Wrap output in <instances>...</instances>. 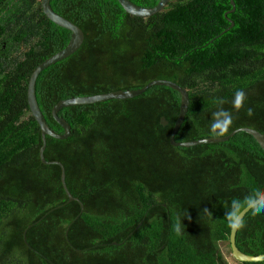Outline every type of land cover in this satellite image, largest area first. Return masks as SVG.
Here are the masks:
<instances>
[{
  "label": "trees",
  "instance_id": "1",
  "mask_svg": "<svg viewBox=\"0 0 264 264\" xmlns=\"http://www.w3.org/2000/svg\"><path fill=\"white\" fill-rule=\"evenodd\" d=\"M129 1L153 8L159 0ZM232 1L226 16L229 0H171L142 19L117 0H50L84 41L36 80L47 126L63 133L51 116L61 100L168 80L189 96L176 142L245 127L264 135V0ZM69 40V31L45 18L41 0H0V264H227L220 251L229 247L225 212L233 198L264 190V151L245 133L171 147L180 96L166 87L63 108L58 117L70 136L46 137L44 158L63 165L81 211L67 202L60 168L40 162V130L26 101L33 70ZM237 90L247 96L239 111L232 105ZM221 107L233 124L217 136L210 125ZM243 219L237 249L264 255V213Z\"/></svg>",
  "mask_w": 264,
  "mask_h": 264
},
{
  "label": "water",
  "instance_id": "2",
  "mask_svg": "<svg viewBox=\"0 0 264 264\" xmlns=\"http://www.w3.org/2000/svg\"><path fill=\"white\" fill-rule=\"evenodd\" d=\"M170 1L171 0H159L155 7L143 8V7L133 4L129 0H117V2L119 3V5L121 6V8L126 14L131 15L133 17L142 18V19L148 18L150 16H153L157 13L162 12L167 7ZM229 2H230V6L232 7V9L229 12L225 13V16L229 13L234 12V6H235L234 3L232 0H229ZM41 8L47 20L52 22L54 25L70 32V40L64 49H62L61 51L57 52L56 54L50 56L49 58L41 62L33 70L31 75L29 76L28 83H27L26 101H27L30 115L33 118V120L37 123L39 130H40L41 146L38 151L39 160L43 165H46V166L55 165L60 168V183L67 197L68 203L77 202L80 206L81 211L83 210V205L81 204V202L77 198L73 197L70 194L69 190L67 189V186L65 183V171H64L63 165L57 161H46L44 158V151L46 148V137H50L55 140H65L70 136L69 125L64 119L58 117V112L62 110L63 108L92 105L96 103L107 102L110 100L125 101V100H129V99L142 95L151 87H156V86L166 87V88H169L177 92L180 96L179 113H178L177 119L172 127V130L169 136V144L171 147L190 148V147H195L199 145L225 143L229 139L234 137L236 134L245 133L251 136L257 142L259 147L264 151V135L252 128H247V127L236 129L224 137L206 138V139H200V140H195V141H190V142H176L175 136L181 124L183 123L186 113L188 111L189 96H188L187 91L184 88L168 80H154V81L149 82L142 88H139L136 90L115 91V92H110V93H105V94L85 96V97H75V98L72 97L66 100H61L53 106L51 110V116L55 120V122L59 125V127L62 129L63 133L57 134L53 132L47 126L45 119L43 117V114L41 113L38 107V103L36 99V91H35L36 80L44 69L48 68L49 66L57 62H60L68 58L73 53H75L80 48V46L82 45L84 41V34L81 31V29H79L76 25H74L70 21L66 20L65 18L55 13L50 6V0H41ZM232 26H233V23L230 22V27L227 28L224 32L229 30ZM167 124L168 122L165 120V118L161 117L160 125L164 127V126H167ZM248 212L249 211H244L243 218ZM236 233H237V230L230 229L228 243H229V250H230L232 259L239 263L264 262V255L249 256V255L242 253L241 251L237 249L236 244H235ZM25 234H26V230L23 232V239L26 242ZM112 245H116V243H112Z\"/></svg>",
  "mask_w": 264,
  "mask_h": 264
},
{
  "label": "clouds",
  "instance_id": "3",
  "mask_svg": "<svg viewBox=\"0 0 264 264\" xmlns=\"http://www.w3.org/2000/svg\"><path fill=\"white\" fill-rule=\"evenodd\" d=\"M246 99V93L243 90H237L232 100L233 108L237 111L244 108ZM219 103L222 105L224 101L221 100L219 101ZM247 114L249 116H252L253 110L251 108H248ZM232 124V114L221 107L213 113V120L210 125V131L214 135L224 136L228 133ZM205 211L208 210L205 209ZM244 211H250L254 216L264 213V190L254 189L249 192L243 198V200L239 198L232 199V201L230 202V207L225 212V219L227 220L228 227L230 229L238 231L244 227ZM176 231L178 233L181 231L180 224L176 225Z\"/></svg>",
  "mask_w": 264,
  "mask_h": 264
},
{
  "label": "rangeland",
  "instance_id": "4",
  "mask_svg": "<svg viewBox=\"0 0 264 264\" xmlns=\"http://www.w3.org/2000/svg\"><path fill=\"white\" fill-rule=\"evenodd\" d=\"M220 251L223 255V259L224 261L227 263V262H230V263H234V264H242V263H239V262H236L232 259L231 257V254H230V250H229V247L228 245L224 244V245H220Z\"/></svg>",
  "mask_w": 264,
  "mask_h": 264
},
{
  "label": "crops",
  "instance_id": "5",
  "mask_svg": "<svg viewBox=\"0 0 264 264\" xmlns=\"http://www.w3.org/2000/svg\"><path fill=\"white\" fill-rule=\"evenodd\" d=\"M227 264H232V263H230V262H227ZM234 264V263H233Z\"/></svg>",
  "mask_w": 264,
  "mask_h": 264
}]
</instances>
